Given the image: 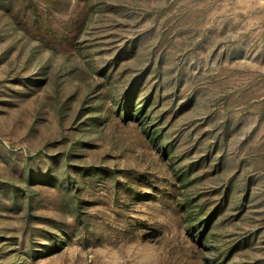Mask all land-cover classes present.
<instances>
[{"label":"rangeland","instance_id":"obj_1","mask_svg":"<svg viewBox=\"0 0 264 264\" xmlns=\"http://www.w3.org/2000/svg\"><path fill=\"white\" fill-rule=\"evenodd\" d=\"M0 264H264V0H0Z\"/></svg>","mask_w":264,"mask_h":264},{"label":"trees","instance_id":"obj_2","mask_svg":"<svg viewBox=\"0 0 264 264\" xmlns=\"http://www.w3.org/2000/svg\"><path fill=\"white\" fill-rule=\"evenodd\" d=\"M72 155H74V156H78V154H72ZM75 181H76V179H73V180L69 179V180H68V182H71V183H73V182H75Z\"/></svg>","mask_w":264,"mask_h":264}]
</instances>
